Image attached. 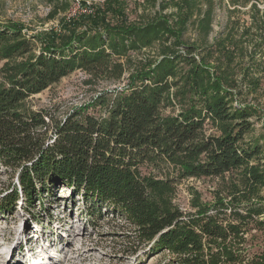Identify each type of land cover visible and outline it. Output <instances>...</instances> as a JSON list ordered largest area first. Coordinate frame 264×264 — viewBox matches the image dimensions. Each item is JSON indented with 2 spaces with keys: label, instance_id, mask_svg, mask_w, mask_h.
<instances>
[{
  "label": "trees",
  "instance_id": "16d2710c",
  "mask_svg": "<svg viewBox=\"0 0 264 264\" xmlns=\"http://www.w3.org/2000/svg\"><path fill=\"white\" fill-rule=\"evenodd\" d=\"M119 1H107L105 11L94 17L70 19L39 35L25 33L21 25L0 26V61H9L0 69V162L17 176L0 211L11 212L20 198L34 204L45 194L66 190L82 199L83 214L92 222L106 213L130 225L125 236L136 252L151 244L155 254L176 256V264H264V255L247 261L241 236L252 223L264 230V221L255 219L264 213V143L245 139L253 129L252 117L260 112L235 98L241 93L235 91L238 83L218 69L235 58V36L217 42L214 72L205 59L197 61L194 47L186 48L185 55L164 54L157 63H143L113 99H97L96 105L105 108L100 117L89 114V106L62 119L51 110L32 108L31 97L77 70L120 81L130 70L128 61L120 59L130 50L176 38L198 2L174 0L173 25L162 16L137 25L127 22ZM229 1L234 11L250 6L252 14L260 15L259 0ZM200 22L209 33V17ZM255 22L264 42V18ZM172 89L181 110L164 115ZM207 120L217 124L220 135L206 134ZM162 163L175 168L177 179L240 171L233 193L248 203L245 215L234 211L237 223H225L167 207L163 197L176 179L143 171Z\"/></svg>",
  "mask_w": 264,
  "mask_h": 264
},
{
  "label": "rangeland",
  "instance_id": "374dc122",
  "mask_svg": "<svg viewBox=\"0 0 264 264\" xmlns=\"http://www.w3.org/2000/svg\"><path fill=\"white\" fill-rule=\"evenodd\" d=\"M76 1L0 0V26L21 25L29 35L55 31L63 22L70 20V15L77 7ZM80 1L85 6L89 5L93 12L88 16L79 17L89 18L94 17L98 10L104 12L105 4L110 0ZM173 1L120 0L119 5L124 10L128 23L143 25L162 16L167 17V22L173 25L177 18V7ZM257 5L260 15L252 14L250 6H238V10L234 11L235 7L229 0H198L193 9V16L185 24V28L178 32L176 38H170L167 43L156 42L154 46L145 47L141 51L130 50L120 59L122 63L128 61L126 66L130 68L126 69L120 81L94 78L84 71L77 70L44 92L31 97L32 108L51 110L57 118L62 119L69 111L89 106L88 113L100 117L105 108L96 105L97 99L101 96L113 99L116 92L127 87L130 74L143 63H157L164 54L185 55L186 48L194 47L193 55L197 61L205 59L214 72L217 70L214 67L218 59L216 44L232 35L236 37L238 52L230 63H224L218 69H225L233 81L238 83L235 91L241 93L235 97L237 100L259 109L260 116L252 117L253 129L245 139H259L263 144L264 46L260 40L259 26L255 21L264 18V0H259ZM207 16L210 19L209 33L200 22ZM110 18L111 16H107L106 19L112 22ZM33 55L35 54L31 53L16 62ZM8 62L1 60L0 69ZM181 68L184 66L181 65ZM175 92L176 90L172 89L169 95L172 104L162 108L164 115L178 114L181 110L174 97ZM205 131L208 135H220L217 124L210 120L206 121ZM13 171L0 162V207L3 206L4 198L12 193V183H17V176ZM143 171L152 173L161 180L167 177L176 179L171 190L163 197L167 207L171 209H179L195 218L199 215L217 217L222 221L227 220L225 223H237L232 214L234 211L245 215L244 207L248 203L238 200L233 193V185L238 183L240 171L220 177L182 179H177L175 168L165 163L159 166H144ZM260 197L264 201V187ZM85 207L80 197L72 198L70 192L57 190L52 196L45 194L40 201L36 199L34 204L20 198L11 212L1 210L0 264L177 263L174 261L176 256L167 251L153 253L151 244L140 246L136 252L132 240H127L125 236L132 231L130 225L105 212V216L94 223L84 216ZM255 219L264 221V213ZM243 232L241 236L244 239L247 261L261 259L258 257L264 255V230L259 231L252 223L251 226L244 227Z\"/></svg>",
  "mask_w": 264,
  "mask_h": 264
},
{
  "label": "built area",
  "instance_id": "2783aa9c",
  "mask_svg": "<svg viewBox=\"0 0 264 264\" xmlns=\"http://www.w3.org/2000/svg\"><path fill=\"white\" fill-rule=\"evenodd\" d=\"M77 7L73 10L72 14L70 15L69 19L77 18L79 16H88L92 14V9L89 5H83L80 0H77ZM91 4V3H89Z\"/></svg>",
  "mask_w": 264,
  "mask_h": 264
}]
</instances>
